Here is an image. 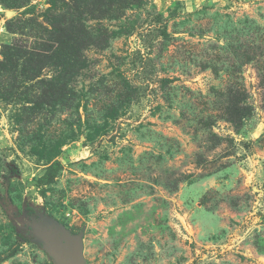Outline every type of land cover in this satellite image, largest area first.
I'll return each instance as SVG.
<instances>
[{
  "label": "rangeland",
  "instance_id": "obj_1",
  "mask_svg": "<svg viewBox=\"0 0 264 264\" xmlns=\"http://www.w3.org/2000/svg\"><path fill=\"white\" fill-rule=\"evenodd\" d=\"M22 218L86 264H264V0H0V264H54Z\"/></svg>",
  "mask_w": 264,
  "mask_h": 264
},
{
  "label": "water",
  "instance_id": "obj_2",
  "mask_svg": "<svg viewBox=\"0 0 264 264\" xmlns=\"http://www.w3.org/2000/svg\"><path fill=\"white\" fill-rule=\"evenodd\" d=\"M21 220L20 224L30 230L28 238L41 245L54 264H86L83 232L73 234L64 224L52 218L40 222L28 218Z\"/></svg>",
  "mask_w": 264,
  "mask_h": 264
},
{
  "label": "trees",
  "instance_id": "obj_3",
  "mask_svg": "<svg viewBox=\"0 0 264 264\" xmlns=\"http://www.w3.org/2000/svg\"><path fill=\"white\" fill-rule=\"evenodd\" d=\"M58 166H59V164H57V163L52 164V165L47 169V173L50 174V173H52V172H55V170L57 169ZM1 182L4 183L5 180L2 179Z\"/></svg>",
  "mask_w": 264,
  "mask_h": 264
},
{
  "label": "flooded vegetation",
  "instance_id": "obj_4",
  "mask_svg": "<svg viewBox=\"0 0 264 264\" xmlns=\"http://www.w3.org/2000/svg\"><path fill=\"white\" fill-rule=\"evenodd\" d=\"M25 228H27V229H28V227H25Z\"/></svg>",
  "mask_w": 264,
  "mask_h": 264
}]
</instances>
